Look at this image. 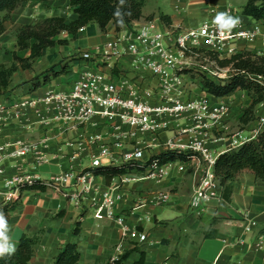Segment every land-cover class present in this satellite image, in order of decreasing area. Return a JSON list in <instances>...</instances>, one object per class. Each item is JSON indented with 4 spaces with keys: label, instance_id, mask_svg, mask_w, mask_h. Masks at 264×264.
I'll list each match as a JSON object with an SVG mask.
<instances>
[{
    "label": "crops",
    "instance_id": "0c3cea01",
    "mask_svg": "<svg viewBox=\"0 0 264 264\" xmlns=\"http://www.w3.org/2000/svg\"><path fill=\"white\" fill-rule=\"evenodd\" d=\"M139 1L142 13L139 20L119 30L109 22L103 32L95 23L83 26L74 36L60 32L55 38L67 39L66 44L44 48L30 69L18 67L9 77L10 93L0 95V145H7L6 151L0 152V202L6 200L15 185L28 179L50 180L65 171L78 173L93 168L89 152H96L97 146L102 144L109 149L105 159L120 164L125 154L137 149L144 152L145 161L170 147H184L192 139L188 116L171 121L168 128L157 133L130 137V126L120 125L116 117H104L100 110L89 121L76 123L38 102L48 91H68L85 72L99 70L109 74L118 86L140 82L146 91L143 99L156 103L157 78L134 62L125 41L147 22L161 31L174 32L197 27L203 19L215 18L217 13H228L239 18L241 29L255 31L256 35L252 39H231L221 58L243 50L264 54V24L242 13L247 0ZM161 15L169 20V25L160 19ZM52 16H62L69 21L76 15L68 0H26L14 9L3 23L5 30L0 34V63H13L11 51L19 57H27L29 49L16 47L17 30ZM172 39L170 35L164 40L171 43ZM114 46L117 55L110 50ZM79 57L82 59H77ZM61 62H68L67 73L51 78L36 90L29 89L34 82L42 80L49 67L60 68ZM224 70L225 75H231L229 67ZM186 75H179L183 86L176 90L225 107L220 123L208 132L210 137L221 134L209 140L205 156L214 160L226 149L255 136L264 121V101L256 106V119L239 129L241 110L251 102L248 92L236 90L215 97L202 90L201 77L190 79L189 85ZM193 80L197 81L195 88ZM18 149L24 153L7 155ZM164 168L166 174L162 178L149 176L143 169L116 176L110 184L102 175H94L91 182L96 186V193L89 191L78 198L73 197L72 179L44 192L25 191L21 195L22 205L10 217L6 234L16 246L23 233L33 235L44 229L41 240L34 246L31 258L34 264H53L65 242L77 244L79 264L108 263L133 248L135 251L122 264H137L139 251L144 252L142 264H264V183L256 181L252 173L244 172L231 182L229 201L221 199L222 188L217 181H214L210 196L195 200V191L208 165H200L195 159L174 160ZM123 177L127 181L122 182ZM102 191H111L116 197L114 211L126 215L121 224L105 216L99 199L90 202L89 196H98ZM62 209L63 216L53 218ZM77 220L81 231L74 235L72 231ZM139 233L145 235L144 240H139Z\"/></svg>",
    "mask_w": 264,
    "mask_h": 264
},
{
    "label": "built area",
    "instance_id": "2783aa9c",
    "mask_svg": "<svg viewBox=\"0 0 264 264\" xmlns=\"http://www.w3.org/2000/svg\"><path fill=\"white\" fill-rule=\"evenodd\" d=\"M213 21L214 18L209 16L203 19L197 27L174 32L161 31L149 21L139 29H135L132 35L125 39L127 50L134 57V62L140 63L150 71L152 76L157 78L156 85L159 88V94L156 103L143 99L146 91L142 89L140 82H132L127 87L118 86L109 74L99 70L85 72L71 84L68 91H48L38 99V102L44 103L46 108L56 110L66 120L76 123L89 121L100 110L104 117L108 119L116 117L120 125L130 126L131 129L128 134L130 137H136L137 134L157 133L168 128L171 121L182 116H188L190 130L193 132L192 139H189L184 147H168V150L191 149L205 156V142L215 139L216 136L215 134V136L210 137L208 132L214 130L220 123L225 107L220 103L210 102L207 98L186 96L185 92L176 90L183 86L179 77V75H183V72H179V70L186 66L189 63L188 58L193 56L204 63L202 67L206 71L202 73L205 77L213 76L216 82L222 83L229 77L225 75V67H218L215 61L205 54V50L214 51L221 57L222 51L231 39L235 37L252 39L256 35L255 31L243 30L240 25L221 35ZM170 35L173 38L172 42L165 43V37ZM186 49H194L196 52L192 55H186ZM110 50L117 55L115 46ZM208 65H211V68H207ZM35 102L30 101L29 103ZM20 105H25V102L20 103ZM113 128L116 129L117 127L114 125ZM96 140L98 137L95 138ZM6 147L7 145H0V152L4 153ZM97 147L99 148L96 152H89L91 167L111 165L112 161L105 159L109 155V149L106 145L102 144ZM23 153V150L18 149L15 152L7 153V155L13 156ZM144 156V152L137 149L133 153L125 154L121 163L136 161L142 164L148 160L144 161ZM205 158L208 161V168H206L195 191V200L210 196L214 181H216L210 168V166L213 167L215 159L212 160L209 156H205ZM164 166L165 164L161 165L152 161L144 169L149 176L163 177L166 174ZM93 176L91 171L84 170L78 173L65 171L53 179L41 181L47 182L50 188H56L66 180L72 179L75 186L73 197L78 198L80 194L85 195L89 191L96 193V186L91 182ZM32 180L40 179H28L25 182L30 183ZM121 181L125 182L127 178L123 177ZM15 186L7 194L6 200L13 198L18 193ZM64 195L69 197L67 193ZM88 198L92 203L99 199L105 210V216L110 220L119 224L125 220L126 215L124 213L114 211L116 197L111 191H102L98 196L92 195ZM193 204H196V201ZM138 237L141 241L145 239L143 233H139ZM116 259L112 258L110 262Z\"/></svg>",
    "mask_w": 264,
    "mask_h": 264
},
{
    "label": "trees",
    "instance_id": "16d2710c",
    "mask_svg": "<svg viewBox=\"0 0 264 264\" xmlns=\"http://www.w3.org/2000/svg\"><path fill=\"white\" fill-rule=\"evenodd\" d=\"M24 1L26 0H0V34L5 30L3 23L10 18V13ZM68 2L72 7V12L76 15L74 19L68 21L62 16L46 17L39 19L34 24L23 25L17 30L16 47L20 50L29 49V55L19 57L15 51H11L13 63L10 65L0 63V95H9V77L18 67L23 70L30 69L33 60L41 55L44 48L68 42L67 39L55 38L60 32H67L74 36L80 28L89 23H95L98 29L103 32L109 22H112L115 29L119 30L123 25L130 24L142 17L139 0H123V4H121V0H68ZM117 11L121 13L120 16L116 15ZM242 13L264 24V0H247L242 7ZM160 19L169 25V20L164 15H161ZM195 52L194 49L185 50L186 55H192ZM205 54L214 60L218 67H229L231 75L222 83L203 76L201 81L203 91L215 97H223L236 90L248 92L251 102L242 108L239 117V129H243L245 125L256 119V106L264 101V54L253 53L249 50L233 53L223 58L214 51L205 50ZM74 58L73 56L71 60ZM59 66L58 69H55V66L49 67L42 80L34 82L29 89L36 90L41 85L49 83L51 78L67 73L70 67L68 62H61ZM215 134L219 137L221 133ZM195 155L193 151L165 150L151 155L142 164L136 161H127L85 171H91L94 175H102L105 182L110 184L114 177L130 173L133 170H143L152 161L162 165L174 160L188 161ZM212 171L214 180L222 188L220 197L227 201L231 198V182L238 180L244 172L252 173L256 181L264 183V121L253 138L220 153L214 160ZM15 188L18 193L14 198L0 202V211L4 213L7 225L13 212L22 205L21 195L23 192L31 190L44 192L49 186L47 182L32 180L30 183H18ZM63 214L64 210L62 209L54 214L53 218H59ZM80 226V221H75L72 231L74 235L80 233ZM43 232L44 229H39L33 235L23 233L18 239L15 253L0 258V264H34L31 262L35 252L34 246L41 240ZM132 251H135V248L122 252L116 260L104 264H122ZM139 252L140 258L137 264H142L144 252ZM79 258L77 244L65 242L54 257L53 264H79Z\"/></svg>",
    "mask_w": 264,
    "mask_h": 264
},
{
    "label": "clouds",
    "instance_id": "9594fccd",
    "mask_svg": "<svg viewBox=\"0 0 264 264\" xmlns=\"http://www.w3.org/2000/svg\"><path fill=\"white\" fill-rule=\"evenodd\" d=\"M123 4V0H121ZM117 16H120L121 13L117 11ZM213 23L217 26L220 34L223 35L225 32H230L231 29L240 24L239 18L232 17L228 13H217L214 18ZM8 225L7 220L4 216V213L0 211V258L4 256H11L16 251L15 244L10 242L9 237L7 236Z\"/></svg>",
    "mask_w": 264,
    "mask_h": 264
},
{
    "label": "rangeland",
    "instance_id": "374dc122",
    "mask_svg": "<svg viewBox=\"0 0 264 264\" xmlns=\"http://www.w3.org/2000/svg\"><path fill=\"white\" fill-rule=\"evenodd\" d=\"M188 61H189V63L186 66H184L182 69L179 70V72H183V73L187 74L186 77H185L186 78V80H185L186 83L189 82V85H190L191 84L190 79H198V77H201V81H202V77L204 75H201V73L206 71L202 67L204 65V63H202L201 61H198V59H196L193 56H190L188 58ZM210 66L211 65H208L207 68H211ZM208 78L211 79L212 81H215L213 76L208 77ZM192 85L195 88V86H197V81L193 80L192 81ZM197 93H198V91H197ZM204 146H205V149L208 150V148H209V140H207L205 142ZM175 150L183 151V152L193 151L196 155L192 159L197 160L199 162V164L203 165V166H206V164L208 163V161L205 158V156H203V154H201V153H198L196 150H191V149L190 150L189 149L188 150L175 149Z\"/></svg>",
    "mask_w": 264,
    "mask_h": 264
}]
</instances>
